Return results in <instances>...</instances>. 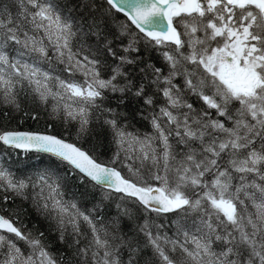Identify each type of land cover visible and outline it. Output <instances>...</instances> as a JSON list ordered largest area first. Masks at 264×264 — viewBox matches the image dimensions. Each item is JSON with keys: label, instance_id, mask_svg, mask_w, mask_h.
Listing matches in <instances>:
<instances>
[{"label": "snow or ice", "instance_id": "6c2138e0", "mask_svg": "<svg viewBox=\"0 0 264 264\" xmlns=\"http://www.w3.org/2000/svg\"><path fill=\"white\" fill-rule=\"evenodd\" d=\"M0 264H264V0H0Z\"/></svg>", "mask_w": 264, "mask_h": 264}, {"label": "trees", "instance_id": "16d2710c", "mask_svg": "<svg viewBox=\"0 0 264 264\" xmlns=\"http://www.w3.org/2000/svg\"><path fill=\"white\" fill-rule=\"evenodd\" d=\"M159 64V61H157ZM179 79V78H178ZM131 111V109H129ZM53 123L54 126L52 128H48V131L54 132V133H62L63 138L67 139L68 141H74L76 140V134L75 131L72 129L65 130L64 127L61 126V123L59 120L51 121L50 119H46L45 115H41L40 117V123L36 124L33 121H26L21 125L23 130H45L48 123ZM15 126V124L13 125ZM137 130L139 131H148L150 130V126L147 124V122H139L137 123ZM71 133V134H70ZM79 142V141H78ZM84 148H89L90 144L83 143ZM104 152H107L108 149H103ZM104 157H102L103 159ZM59 163V161H56L55 163L53 160H51L47 155L40 154V153H29L26 155H20L9 159V164L11 165L12 170L17 171V174H22V172L28 171H34V170H43L46 168H52L55 167V164ZM33 222H35V226L38 227L40 230H45L46 225L40 221L37 216L33 213L30 216V219L28 221L29 227L33 226ZM49 240L53 243L54 247L53 250L55 251L57 248L60 247V244L56 241L55 234L49 236Z\"/></svg>", "mask_w": 264, "mask_h": 264}]
</instances>
